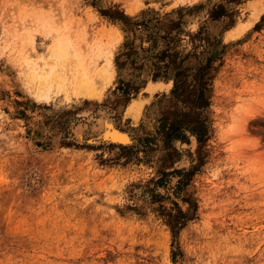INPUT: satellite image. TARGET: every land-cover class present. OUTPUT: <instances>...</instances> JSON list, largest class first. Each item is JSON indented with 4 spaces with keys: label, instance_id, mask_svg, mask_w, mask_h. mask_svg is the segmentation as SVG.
<instances>
[{
    "label": "rangeland",
    "instance_id": "1",
    "mask_svg": "<svg viewBox=\"0 0 264 264\" xmlns=\"http://www.w3.org/2000/svg\"><path fill=\"white\" fill-rule=\"evenodd\" d=\"M257 1L0 0V264H264ZM59 37L97 96L32 82Z\"/></svg>",
    "mask_w": 264,
    "mask_h": 264
},
{
    "label": "bare ground",
    "instance_id": "2",
    "mask_svg": "<svg viewBox=\"0 0 264 264\" xmlns=\"http://www.w3.org/2000/svg\"><path fill=\"white\" fill-rule=\"evenodd\" d=\"M264 10V0H258L255 4L254 9V20L248 22L245 26H241L237 32L236 36L242 34L243 31L249 29L254 21L257 19L259 14ZM72 44L68 38L61 39L60 37L57 39L55 45L52 48V55L49 57H43L40 59V63L33 65L30 61V57L24 61L32 82L37 83V87L41 94H44L46 86L49 83L53 82L54 79L57 80L61 76V72L64 71L65 74L63 78H67L72 83V90L77 97H89V96H97L98 89L95 87L96 83L99 84H108L112 80V73L110 71V61L107 60L105 65L95 73V63L100 58L97 55L96 60L92 63L91 66L87 67L84 64L80 66L81 71L71 72V75L66 74V63L68 62V58L70 57ZM78 57V54H75ZM75 58V57H73ZM71 59V58H70ZM78 66V64H77ZM74 68V67H73ZM29 76V75H28ZM42 96V95H41ZM112 136L120 141H126V135L116 132L115 130L111 131Z\"/></svg>",
    "mask_w": 264,
    "mask_h": 264
}]
</instances>
